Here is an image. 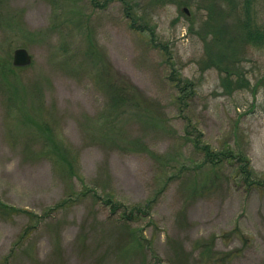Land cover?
Masks as SVG:
<instances>
[{"label": "rangeland", "instance_id": "rangeland-1", "mask_svg": "<svg viewBox=\"0 0 264 264\" xmlns=\"http://www.w3.org/2000/svg\"><path fill=\"white\" fill-rule=\"evenodd\" d=\"M242 1L0 0V264H264V47Z\"/></svg>", "mask_w": 264, "mask_h": 264}, {"label": "trees", "instance_id": "trees-1", "mask_svg": "<svg viewBox=\"0 0 264 264\" xmlns=\"http://www.w3.org/2000/svg\"><path fill=\"white\" fill-rule=\"evenodd\" d=\"M253 3L254 0H243L242 1V10H243V16L242 18H239L237 21V25L239 28L243 31L240 33L241 39L243 41L247 42L248 44H251L255 47H264V22L263 23H257L255 12L253 9ZM234 10V9H233ZM233 12V11H232ZM233 40V39H231ZM215 42V41H214ZM215 45L217 46H228L231 48V52L229 53L230 56H228L227 52L223 55L226 57L225 60V70L222 72L225 76L226 81L230 78L231 71L234 69V64H236V61L233 59L235 57L234 55V47L231 45V43H220L215 42ZM230 68V70L228 69ZM239 76H237V85L243 86L238 81ZM178 86V84L176 85ZM181 92L185 90L184 86L179 87ZM110 89L112 90V93L117 101H125V95L128 92V88L124 87L122 85H117L116 88H114V85H110ZM126 91V92H125ZM125 92V93H124ZM132 96V94H130ZM127 100V99H126ZM195 136V135H193ZM193 147L194 149L202 154L203 160L205 163L215 165L222 162H225L227 164H231L234 161L235 164L238 166L239 173L242 175V179L244 182H248V184L253 185V180L251 179L250 170L248 168V161L245 158V156H240L238 154H233V151L229 148H223L221 150H214L212 149L208 144L203 143L200 138H193ZM109 203L108 201L105 203ZM111 210L116 211L119 207V205L113 204L110 202ZM122 206V205H120ZM0 208L6 211V214H12L14 208L6 207L0 203ZM146 210H143L142 207H136L132 206L128 210V215H125V212L122 211L121 215L119 216L125 223L134 222L137 219H143L146 218L145 212ZM131 236L135 237V230L130 232Z\"/></svg>", "mask_w": 264, "mask_h": 264}, {"label": "water", "instance_id": "water-1", "mask_svg": "<svg viewBox=\"0 0 264 264\" xmlns=\"http://www.w3.org/2000/svg\"><path fill=\"white\" fill-rule=\"evenodd\" d=\"M31 63V56L24 48H16L12 53V65L14 67H25Z\"/></svg>", "mask_w": 264, "mask_h": 264}]
</instances>
